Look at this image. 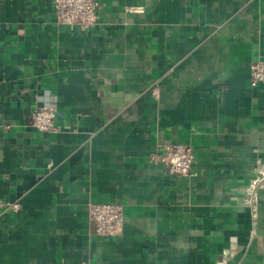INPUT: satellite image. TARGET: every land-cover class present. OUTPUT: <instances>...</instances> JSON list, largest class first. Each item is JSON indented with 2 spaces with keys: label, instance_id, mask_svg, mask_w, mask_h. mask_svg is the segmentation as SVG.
I'll return each instance as SVG.
<instances>
[{
  "label": "crops",
  "instance_id": "1",
  "mask_svg": "<svg viewBox=\"0 0 264 264\" xmlns=\"http://www.w3.org/2000/svg\"><path fill=\"white\" fill-rule=\"evenodd\" d=\"M100 3L81 31L52 0H0V200L20 204L0 264H264V0ZM41 105L58 131L28 124ZM174 143L191 176L150 161ZM90 201L121 204V232Z\"/></svg>",
  "mask_w": 264,
  "mask_h": 264
},
{
  "label": "built area",
  "instance_id": "2",
  "mask_svg": "<svg viewBox=\"0 0 264 264\" xmlns=\"http://www.w3.org/2000/svg\"><path fill=\"white\" fill-rule=\"evenodd\" d=\"M55 22L69 25L81 31L90 30L97 23L100 0H52ZM127 10H136L127 7ZM264 82V61L257 60L251 65L250 85L256 87ZM57 108L53 105L37 106L31 113L28 124L39 131H58L56 125ZM8 127V126H7ZM150 161L163 164L172 174L191 176L195 163V153L192 145L187 143L167 144L163 153H150ZM264 181V169L259 170L258 176L248 188L253 218L257 216L256 190ZM18 202L0 200V214L3 210H18ZM88 219L100 235H113L121 232L124 221V211L121 204L111 202L90 201L88 203ZM225 255L228 252H224ZM219 264H227L226 260Z\"/></svg>",
  "mask_w": 264,
  "mask_h": 264
}]
</instances>
